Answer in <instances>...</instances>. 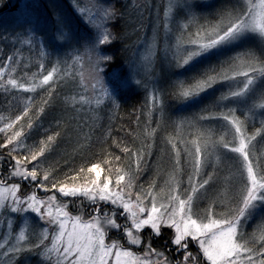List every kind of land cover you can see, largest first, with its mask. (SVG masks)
I'll return each mask as SVG.
<instances>
[{
    "label": "snow or ice",
    "instance_id": "6c2138e0",
    "mask_svg": "<svg viewBox=\"0 0 264 264\" xmlns=\"http://www.w3.org/2000/svg\"><path fill=\"white\" fill-rule=\"evenodd\" d=\"M77 7L85 28L83 35L73 30L61 15L52 36L37 35L40 30L29 26L11 34L13 47L19 43L38 46L47 50L48 55L70 47L69 55L74 63H79L81 68L85 63L88 65L87 77L80 73V86H91L95 91L99 85L100 92L113 101L120 91L140 88L147 91L151 83L150 100L163 116L164 92L155 86V81L148 80L147 71L143 76L139 68L133 71L129 67L122 73L106 71L115 60L110 49L117 41L108 24L117 22L120 13L96 0L87 7ZM215 15L214 22L197 25V31L189 34L187 40L178 38V45L185 53L179 67L208 64L198 77H193V83L185 86L183 81L178 82V97L188 100L202 93L207 95L210 89L214 92L217 84L225 82L236 85L214 101V107L224 105L225 111L198 118L223 121L225 132L218 140L205 137L203 143L194 140L191 145L182 141L184 149L178 148L177 142L169 141L175 152L176 166L181 164V151L192 157L193 175H189L186 187L181 181L173 180L166 192L164 189L157 192L155 185L147 189L138 185V176L148 156L147 151L139 149L133 153L123 148L125 158L135 156V170L130 165L127 170L117 169L115 180L111 167L108 174L100 178L97 163L86 169L81 167L74 176L62 181L57 180L52 171L42 168L45 153L60 133L47 135L45 130L44 139L31 145L26 140L34 126L43 127L39 118L53 99L57 86L54 74L59 76L60 73L54 66L47 75L41 72L39 78L34 74L22 82L12 78L22 57L18 59L15 52L7 55L0 66V89L6 92L41 89L46 91L47 98L34 107V97L30 96L21 114L14 120L9 118L10 122L0 129L6 133L0 143V150L6 152L0 155V213L31 214L41 222L39 231L33 228L26 234L21 229L18 236L4 238L0 243V264H14V261L20 264L21 256L32 253L43 256L46 264H264V163L254 162L249 147L257 135L264 138V119L252 135L247 131L249 115L254 120L257 107L264 117V0H225L223 8ZM194 21L193 15L180 27L186 30ZM257 36L259 45L220 59ZM24 37L26 39H22ZM8 39V36L3 37L4 41ZM43 67L41 64L40 68ZM102 74L107 75L106 80ZM137 76L141 78L136 79ZM238 112L245 119H241ZM9 129L12 131L7 134ZM228 135L232 137L230 140L225 138ZM209 146L234 158L240 183L234 195L219 204L210 200L208 207L201 211L198 202L209 199L208 189L215 180L213 173H208L206 179L201 178L202 169L211 166L207 155ZM19 152L25 154L16 155ZM114 159L121 161L120 156ZM81 176H85L84 182L76 183ZM29 185L31 190L24 192L23 188ZM39 192L43 195H38ZM217 207L224 211H216ZM258 215L259 222L249 233L247 229ZM113 236L118 238L113 239ZM157 240H162L159 248L153 247ZM133 247L140 251H133Z\"/></svg>",
    "mask_w": 264,
    "mask_h": 264
},
{
    "label": "trees",
    "instance_id": "16d2710c",
    "mask_svg": "<svg viewBox=\"0 0 264 264\" xmlns=\"http://www.w3.org/2000/svg\"><path fill=\"white\" fill-rule=\"evenodd\" d=\"M82 1H79V3L81 4ZM99 1L101 4H112L111 7H114L120 13V19L112 27L114 30L116 29L117 32V41L110 49L115 56V60L106 71H109V73L112 71H119L121 73L123 71L126 72L127 68L131 66L132 62L137 57L141 42L144 39L150 38L152 34L155 33L156 26L154 22L156 21V11L158 10V5L162 8L165 0H119V3L116 2L117 0ZM224 3L225 0H214V2L209 4L201 3L198 6V12L200 14V16H198V25L214 22L217 19L215 13L223 8ZM41 4H44V11H50L47 18L52 19V24L42 25L37 35L46 33L48 36H52L57 27L56 22L61 15L70 22L73 30L78 31L81 35L84 34L85 28L84 24L81 22V16L78 15L70 0H41ZM193 27L194 26L191 25L188 29H183L185 34L181 36L180 39L187 40ZM159 38L158 58L162 56L160 50L164 46L162 32L159 34ZM251 42L254 43L253 40ZM162 44L163 46L161 47ZM65 48L68 53H71L70 47L66 46ZM244 48L245 45L234 49L232 52H228L220 57V59L225 60L229 56H234L236 52L244 51ZM6 49H9V47L7 45L3 46L2 54ZM53 56L55 59L56 54H53L52 57ZM70 60V72L60 74L59 76L56 74V76L54 75V79L57 80V86L53 94V99L39 118V124L43 127L34 126L31 136L26 140V143L31 145L34 141L44 139L45 136L43 133L45 130H47V135H53L57 132L60 133V135L56 137L51 149L45 153V157L42 159V168L52 171L55 178L62 181L66 177L70 178L74 176L81 167H85L86 169L92 163H97L100 165L99 169L103 170L100 178H103L104 175L108 173V168L111 167L113 171L115 169L114 172H111V176L113 180H115L117 169L125 168V170H127V166L130 165L131 169L133 171L135 170V156L133 155L125 158L122 152L123 148L127 147L131 149L133 153L139 149L147 151L148 157H146V163L142 165L143 174L137 179L138 185L143 186L144 189L149 188L150 185H155V190L157 192H159L160 189H164L166 192L168 187L166 181L175 176L174 166H170L175 160L172 161L170 159L172 147L170 144H167V142L164 143L162 141L161 135L162 133H171V131L175 132L177 125H174V123L169 124L166 119L162 122L157 119L156 116L160 112L156 108H153L152 102L149 99V94L144 88L140 90L120 91L119 109L117 108L118 110L115 117H113L109 127L106 128V130H110L111 136L110 138L103 137L97 139L98 128L100 129V127L95 123L91 114L92 112L90 113L91 108L94 107L93 101H90V99L92 98L93 100L96 97L95 92L98 95L100 90L96 88V90L93 91L89 86L87 88L81 87L80 73L86 70L88 65L85 63L84 67L81 68L79 63H74V61H72V57ZM212 63L215 64L217 61H212ZM159 64L160 63L155 64L158 66L159 71L155 70L151 75L156 78H159V75L161 76L160 81L162 88L160 90L164 92L166 107L171 114H174L172 116L178 119L177 117H182L179 114L188 109L184 107L185 99L178 97L180 88L177 87L167 74H161ZM205 65L208 67L207 63H202L185 71H181L176 70V68L168 63L167 69L173 73V78L175 80H180L187 76L185 83V86H187L194 82L193 77H198L199 73L207 68ZM224 67H227V65H224ZM102 75L106 80L107 75ZM15 78H18L17 74ZM216 86L215 95H209L203 101H199V103L202 104L203 112H205V109L216 108L212 106V104L219 99V94L224 88V84H217ZM14 92L15 91L5 92L0 89V114L4 117L10 116L12 120L15 119L16 115L21 114L18 108L13 109L14 106H12L7 99L8 96L13 97ZM37 94L38 97L34 99V107L38 105L43 98H47L46 91L44 90L40 89ZM86 95L90 97V99L87 100L89 112L87 114V121L84 123L86 118L79 117V112L83 103L81 97L86 101ZM106 105L110 104L106 103ZM96 110L107 111L106 108L104 109L102 107L96 108ZM219 110L220 109H217L215 112ZM32 115L35 118V112H33ZM240 117L245 119L244 115ZM215 120L216 122H220V120ZM8 121L10 122V120ZM26 123L25 121V124ZM247 127L249 129L252 127L250 119L247 121ZM153 130L155 131L150 136L149 133ZM10 131H12V129ZM175 142H177L178 148H183L181 140H176ZM261 146L264 149V140ZM261 146L259 145L255 149V152L251 149L250 155L254 161L259 160L261 163H264V153H262ZM151 148H154V151L151 152ZM151 153L152 155L150 156ZM24 154L25 153H19L18 155L23 156ZM166 155L167 160L164 158ZM116 156L121 157L120 162L114 159ZM171 173L173 176L167 177V175ZM180 174L181 173H178L177 175ZM85 175H87V173H85ZM92 175L95 176L94 173ZM84 178L85 176H81L77 179L76 183L84 182ZM161 182H164L166 186L160 188L159 183ZM236 186L237 185H233L232 191L223 194H219V189L214 191L209 188V199L208 201L204 200L203 203H206L208 206L210 200L214 199L218 202L224 200L226 197L234 195L237 190H235ZM223 209L224 208L221 207L218 210L217 207L216 211L222 212L224 211ZM258 220L259 215L252 222V228ZM158 241L160 242L161 240Z\"/></svg>",
    "mask_w": 264,
    "mask_h": 264
},
{
    "label": "rangeland",
    "instance_id": "374dc122",
    "mask_svg": "<svg viewBox=\"0 0 264 264\" xmlns=\"http://www.w3.org/2000/svg\"><path fill=\"white\" fill-rule=\"evenodd\" d=\"M79 1H82V0H70V2L74 6V9L78 13V15L81 16V13L79 12L77 6H79L80 8L87 7L90 5L92 0H83L81 4L79 3ZM96 2L100 3L99 0H96ZM116 2L119 3V0H117ZM212 2H214V0H165V2H163L162 8L158 5V10L156 11V16H155L156 21L154 22L156 26L155 27L156 31L154 34H152L150 38L144 39L141 42L138 55L130 66L131 68H133V71H135L136 68H139L141 71V76H143L145 74V71H147L148 80L149 81L156 80L155 86L157 84L158 88L161 89L162 88V84L160 81L161 76L159 75L158 76L159 78H156L155 76L151 75L155 70L159 71L158 66L155 64L160 63L159 69H160L161 74H167L172 79V81L177 85L178 88H179L178 82L183 81L185 84L187 76L180 80H175L173 78V73L167 69L168 63L172 67L176 68V70L185 71L187 69H190L188 67L183 68V67L178 66L179 64L182 63V57L185 54L183 51V47L178 45V38H180L181 36L185 34V31H183V28L180 27V25L187 23L194 15L195 21L191 24L192 26H194L191 34H194L197 31L196 25H198V16H200L198 12V8H199L198 6L201 3L209 4ZM102 5H104L105 7H109V6L111 7L112 4L106 3ZM188 5H191V7L189 8ZM43 6L44 4H41V0H0V66H2L3 62L7 59V55L12 54L13 52L17 54L18 59L22 57L20 64L17 66L16 73L12 76V78H15L17 74L18 79H21L22 82L25 81L26 77H32L34 74H36L37 78H39V74L41 72L43 75H47V73L51 71L54 66L57 68V71L60 74L68 73L71 71L70 69L71 68L70 66L71 57L69 53L67 52L66 48L60 49L56 53V56L54 59V56L52 57V55L47 54V50L40 49L38 46H29L24 43H19V44H16L15 47H13L14 37L11 35L12 33H20L24 28H27L29 26H35L36 28L40 29V27L44 24H48V25L52 24V19L47 18L48 11H43L44 10ZM115 23L116 22L109 23L108 27H109V30L112 31L117 36L116 29L114 30L112 28L115 25ZM161 32L163 33L164 46L163 44L161 45V47L163 46L162 47L163 50L162 48L160 50V53L162 56L158 58L157 54H158L159 39H160L159 34ZM4 36H8L9 39L7 41H4L3 40ZM57 36H59V33ZM22 39H26V37ZM58 42L63 43L62 40H58ZM253 42L254 43L250 41L248 44L245 45V48L255 47L259 45L260 43L259 37L258 36L255 37L253 39ZM5 45H7L9 49H6V51H4V53L2 54L3 52L2 48ZM159 60H161V62H159ZM41 64H43L44 66L43 69L40 68ZM108 67H111V66H108ZM205 67H207V65H205ZM87 69L88 67L86 68V70L83 71L85 77H87V74H88ZM116 72H119V71H116ZM140 78H141L140 76L136 77V79H140ZM5 79H7V77H5ZM223 84H224V88L221 90L219 97L221 96V94H226L230 87L233 89H235L236 87V85L234 84L229 85L226 82ZM97 88H99V85H97ZM216 89H217V86H215L214 92L210 89L207 95L202 93L198 97L185 100L184 107L188 109L185 112L179 114L182 117H177L178 119L172 116L171 112L168 111V108L166 107V104H165L163 116L161 117V113H159L156 116L157 119L160 122L166 119L169 124L174 123V125H177V127H176L175 132L171 131V133H168V134L162 133L161 135L162 141L164 143L167 142V144L171 145V143L169 142L170 140L172 141L181 140V141H187L188 144L191 145V142L194 140L200 141L201 143H203L205 137H211L212 140H216V136H215L216 127L215 126L222 125V128L224 129V122L221 120L220 122L218 121L216 122L215 119H212V120L198 119L199 117H207L210 114H218L226 110L224 105H221L219 108L216 107L214 109L213 108L205 109L204 110L205 112H203L202 110V104H200L199 101H203L209 95L210 96L215 95ZM1 90H4V89H1ZM39 90L40 89H37L36 92L15 91L13 94V97L8 96L7 99H8V102L11 103L12 106H14L13 109L18 108V110L22 111L25 101L30 96L34 97V99L38 97L37 92H39ZM151 91H152V84L149 83L148 90H147L149 94V99H150ZM95 95L96 97L93 100L92 98L90 99V97L86 95L85 97L86 101L85 100L82 101L83 103L81 105L79 117L86 118L84 120V123L87 121V116H88L87 114L89 112L88 106H87L88 99H90V101H93L94 107L91 108V111L93 113L94 111H96V108L102 107L104 109L106 108L107 111H109L110 114H112L113 117H115L117 110L119 109V108L117 109L118 104H119L118 102L120 99L119 96L117 99L113 101L105 97L101 92H98V95L95 92ZM106 103H109L110 105H106ZM257 103H259L258 100H257ZM228 107H232V105H228ZM217 109H220V110L218 112H215V110ZM255 112H256V115H255L254 120L251 118V115H249V119L252 124V127L250 129L247 127V131L249 135H252L256 131V129H259L261 127L260 121L261 119H264V117H262L259 114L258 107L255 109ZM237 115H240V113L238 112ZM0 117L3 118V119H0V129H2L4 128L5 124L9 123L8 120L10 116L4 117L2 114H0ZM10 130L11 129H9L7 134H10L11 132ZM5 135L6 133L0 132V138H2L0 139L1 140L0 143H3L2 140ZM258 136L259 135H257L255 139L252 141V143L250 144L254 152L256 151L255 149L258 147V143L255 142ZM228 137H229L228 140L232 138L230 135H228ZM182 145H183L182 149H184L185 144L182 143ZM150 151L151 152L154 151V148H151ZM19 153H23V152H19ZM19 153H16V155H18ZM173 153L175 154L174 151ZM262 153H264L263 148H262ZM0 155H6V152L4 150H0ZM151 155L152 153L150 154V156ZM207 155L209 156L211 166L205 169H202L201 178L206 179L208 173L214 174L215 180L214 182H212V187L210 189L214 191L219 189V194L232 191L233 185H237L235 190L238 189L240 178L236 170L237 165L233 157L226 155L223 151L216 149V148H212L211 146H209V151ZM180 157H181L180 158L181 164L179 166L175 165V161L171 163L170 165V166H174L175 176L169 179L168 181H166L167 185L173 180H179L182 182L183 186L186 187L188 184L189 175H193L192 164H191L192 157L185 151H181ZM164 158L167 160V155L164 156ZM175 159H176V156H175ZM225 161L229 162L230 165L236 171L228 168L224 163ZM96 171L99 172V176L101 177L103 170L98 168ZM178 173H181V174L177 175ZM141 174H143L142 170L140 171L138 178L140 177ZM171 176H173L172 173L167 175V177H171ZM31 188L32 186L29 185L27 187H24L23 191L27 193L31 190ZM38 195H43V192H39ZM203 201L198 202L199 209L201 211L208 207L206 203H203ZM219 202L220 201H218L217 204H219ZM78 203L79 201H77V204ZM220 208L221 207H218V210ZM69 210L72 211L71 208ZM76 214L77 212L74 211L73 215H76ZM9 222H11V226H9ZM258 222L259 220L256 223ZM40 226H41V222L38 220V218H35L31 214L27 216H22L21 214L7 215L5 213H0V243L4 242V238L6 236H9V237L18 236L21 229H24L26 234H30L33 228L39 231ZM253 228H254V225H253ZM253 228L249 227L247 229L248 232L251 233L253 231ZM112 238L117 239L118 237L113 236ZM161 243H162V240L160 242L157 240V243H155L153 247L159 248ZM132 250L136 252L140 251V249L136 247H133ZM192 250L194 251L195 248L193 247ZM19 259H20V264H41V262H43V264H46V261H44V257L41 255H37L35 253L26 254L24 256H21ZM14 264H15V261H14Z\"/></svg>",
    "mask_w": 264,
    "mask_h": 264
},
{
    "label": "bare ground",
    "instance_id": "6f19581e",
    "mask_svg": "<svg viewBox=\"0 0 264 264\" xmlns=\"http://www.w3.org/2000/svg\"><path fill=\"white\" fill-rule=\"evenodd\" d=\"M159 62H161V60H159ZM136 109H137V108H136ZM91 112H92V111H90V113H91ZM91 114L93 115V118H94L95 123H97V124L99 125V127H100V129L98 128V137H97V139H99V138H103V137H108V138H110V136H111V132H110V130H106V128L109 127V125H110V123H111V121H112V119H113V115L110 114L109 111H100V110H96V111H94V113L92 112ZM172 115H174V114H172ZM97 127H98V126H97ZM215 127H216V133H215V136H216V140H218L219 137H220L221 135L224 134L225 129L222 128V125H217V126H215ZM85 132H86V130H85ZM85 135H86V133H85ZM225 138H226V139H229L228 136H226ZM263 140H264V138H262V137L259 135L258 138H257V140H256L255 142H257V143H258V146H259V145H261V144L263 143ZM251 149H252V148H251V146H250V154H251ZM170 159H171L172 161L175 160V154L173 153V151H171ZM233 159H234V158H233ZM224 163H225V165H226L228 168H230V169L236 171V170L230 165L229 162L225 161ZM159 185H160V188L166 186L164 182L159 183Z\"/></svg>",
    "mask_w": 264,
    "mask_h": 264
}]
</instances>
